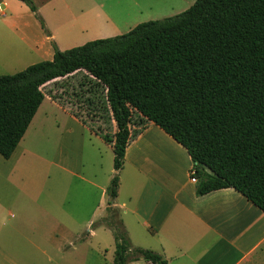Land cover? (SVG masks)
<instances>
[{
  "label": "crops",
  "instance_id": "crops-1",
  "mask_svg": "<svg viewBox=\"0 0 264 264\" xmlns=\"http://www.w3.org/2000/svg\"><path fill=\"white\" fill-rule=\"evenodd\" d=\"M195 1L33 0L62 50L179 14ZM7 37L17 42L15 60L42 50L53 58L50 38L22 0H0V62L9 56ZM84 74L56 78L41 90ZM44 102L13 154H0V264H114L111 229L92 225L107 215L117 123L111 115L110 126L103 124L99 114L93 125L80 115L38 119ZM70 120L95 136L97 152L71 144ZM129 126L115 202L132 245L168 264H264V211L233 187L197 196L187 149L136 109ZM58 132L67 134L60 153L53 145ZM142 262L154 264H129Z\"/></svg>",
  "mask_w": 264,
  "mask_h": 264
},
{
  "label": "trees",
  "instance_id": "trees-1",
  "mask_svg": "<svg viewBox=\"0 0 264 264\" xmlns=\"http://www.w3.org/2000/svg\"><path fill=\"white\" fill-rule=\"evenodd\" d=\"M22 1L54 55L0 75V154L9 158L24 137L45 99L43 85L81 69L99 80L118 130L107 215L92 226L111 229L114 264H168L132 245L115 202L134 109L187 149L197 196L233 187L264 211V0H196L179 14L66 50L33 0Z\"/></svg>",
  "mask_w": 264,
  "mask_h": 264
},
{
  "label": "rangeland",
  "instance_id": "rangeland-1",
  "mask_svg": "<svg viewBox=\"0 0 264 264\" xmlns=\"http://www.w3.org/2000/svg\"><path fill=\"white\" fill-rule=\"evenodd\" d=\"M85 43L86 42L76 46H80ZM16 44L17 42L15 40L10 42L9 38L7 37V45L10 46V48L8 47L7 49L9 51V56L5 58V61L0 62V75L14 74L25 69L31 64H34L41 60L51 59V57L48 58V55H46L42 50L34 54L18 52L19 58L15 60L16 57H12L11 53L13 54V52H11V50ZM84 75V78L80 77L79 75H76V77L73 78H65L64 80L55 83L54 86L52 85L48 88L46 86L45 88H43L42 91L45 95V102L38 114V119H46V113H57L60 118L63 116V119L66 121L68 119L67 115H80L88 117V124L93 125V122L96 121V119H99V114L102 121L106 120V122L103 121V124H107L108 126H110V121L112 120V112L107 100L106 87L99 80L93 78L92 76H88L89 74ZM55 90L57 91V93H55ZM69 126L74 130L75 133L74 137L70 139L71 144L80 147L85 146L86 148H91L93 144H95L96 146V143H94L96 139L93 134L87 132L84 133L79 124H77L73 120L69 121ZM48 135L50 141L54 143L55 138L53 137V135L51 133ZM66 136V133L64 135L59 132L57 133V141L53 145L59 147V153L63 143V138L67 140ZM43 144L53 147L47 137H45ZM95 146H93L91 149L96 150L97 152ZM104 156L106 159L107 156ZM141 264L144 263L142 262Z\"/></svg>",
  "mask_w": 264,
  "mask_h": 264
},
{
  "label": "built area",
  "instance_id": "built-area-1",
  "mask_svg": "<svg viewBox=\"0 0 264 264\" xmlns=\"http://www.w3.org/2000/svg\"><path fill=\"white\" fill-rule=\"evenodd\" d=\"M195 173H196V171H195V164L193 163V166L190 169V177H191V180L193 182H197L198 181L197 178L194 176Z\"/></svg>",
  "mask_w": 264,
  "mask_h": 264
}]
</instances>
